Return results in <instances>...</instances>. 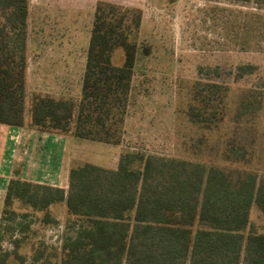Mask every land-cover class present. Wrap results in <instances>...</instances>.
<instances>
[{"label":"rangeland","instance_id":"rangeland-1","mask_svg":"<svg viewBox=\"0 0 264 264\" xmlns=\"http://www.w3.org/2000/svg\"><path fill=\"white\" fill-rule=\"evenodd\" d=\"M101 1L136 8L142 16L133 37L136 62L119 141L39 130L30 117L37 97L76 106L80 101ZM123 61L119 48L113 62ZM244 64L253 65V72L238 74ZM214 83L222 88L214 89ZM25 103L23 126L0 129V256L17 251L32 264L45 251L57 261L64 238L72 234L60 206L51 212L59 223L48 225L41 223V211L18 200L11 207L16 217L3 212L10 179L22 178L20 161L25 178L57 185L85 163L116 169L126 151L264 175V0H29ZM208 103L215 105L213 116L206 115ZM251 220L264 231V214L256 206ZM16 239L23 241L19 247ZM8 264H20L15 254Z\"/></svg>","mask_w":264,"mask_h":264},{"label":"trees","instance_id":"trees-1","mask_svg":"<svg viewBox=\"0 0 264 264\" xmlns=\"http://www.w3.org/2000/svg\"><path fill=\"white\" fill-rule=\"evenodd\" d=\"M28 17L29 0H0V124L11 127L23 126L26 113ZM141 18L136 8L98 2L79 103L37 97L30 108L32 124L117 143ZM119 48L121 65L113 62ZM237 70L250 74L254 66ZM206 107V115L213 116L215 105ZM136 162L141 166L134 167ZM14 200L41 211L45 225L59 223L51 213L56 206L71 219L72 234L62 242L60 259L41 251L32 264H264V231L251 220L254 206L264 214V175L252 170L126 151L116 169L92 163L71 168L68 189L13 177L3 209L11 218L17 215ZM21 242L13 241L16 247ZM13 254L26 264L17 251L2 252L0 264H8Z\"/></svg>","mask_w":264,"mask_h":264},{"label":"crops","instance_id":"crops-1","mask_svg":"<svg viewBox=\"0 0 264 264\" xmlns=\"http://www.w3.org/2000/svg\"><path fill=\"white\" fill-rule=\"evenodd\" d=\"M9 127L10 126L4 125V124H0V129L4 130V132H6L5 129H7ZM20 164H21V167H22V172H23L22 178L23 179L28 180V181H32V182H36V183H40V184H47V185H51V186H56V187H61V188H64V189H68V186H69V172H70V170H69V172H67V178H66L65 182L60 183L59 185H57V184L48 183V182H45V181H42V180H36V179H34L33 175H31L32 177L29 178V179L25 178V176H24L25 171L23 169L25 167H24V165H22L23 163L21 161H20Z\"/></svg>","mask_w":264,"mask_h":264}]
</instances>
